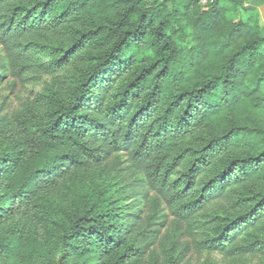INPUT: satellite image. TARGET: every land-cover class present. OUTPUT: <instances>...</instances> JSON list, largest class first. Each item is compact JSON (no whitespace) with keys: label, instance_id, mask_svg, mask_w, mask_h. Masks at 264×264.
<instances>
[{"label":"trees","instance_id":"trees-1","mask_svg":"<svg viewBox=\"0 0 264 264\" xmlns=\"http://www.w3.org/2000/svg\"><path fill=\"white\" fill-rule=\"evenodd\" d=\"M263 30L243 0H0V84L52 78L0 116V264L264 260Z\"/></svg>","mask_w":264,"mask_h":264},{"label":"rangeland","instance_id":"rangeland-1","mask_svg":"<svg viewBox=\"0 0 264 264\" xmlns=\"http://www.w3.org/2000/svg\"><path fill=\"white\" fill-rule=\"evenodd\" d=\"M211 1L212 0H206L202 5L206 6ZM243 1L246 9L258 11L261 17V24L264 28V0ZM234 18L236 20L240 18L237 12L234 13ZM262 49L264 50V45ZM0 55H3L2 47H0ZM51 84L52 78L44 73L35 74V78H31L25 83H14L11 78L4 79L0 84V116L8 115L14 110L20 108L23 104L33 101L38 94L51 87ZM124 167V164L120 166L121 169ZM101 183H108V190L114 197L121 195L126 189L123 174L121 172H113V174L107 176L105 179L99 178L94 182L87 180L83 184H69L67 188L63 189L55 197L56 206L61 211L66 210L72 206L74 199L81 193V191L87 188L94 189L95 185H101ZM139 198H142L141 193H139L138 198L135 197L134 200H138ZM164 213L167 215V218L164 220L166 221V224L160 226L161 237L165 236L166 233L175 230L176 236L185 244L192 243L195 239L201 238L203 230L197 228V224H194L192 227H189L186 223L177 225L174 216L168 208H165ZM197 220H201V218L197 217L196 221ZM185 262L187 264H231L229 260L218 252H196L192 246L189 251L186 252ZM241 264H264V260L256 257H248L247 259H244Z\"/></svg>","mask_w":264,"mask_h":264},{"label":"built area","instance_id":"built-area-1","mask_svg":"<svg viewBox=\"0 0 264 264\" xmlns=\"http://www.w3.org/2000/svg\"><path fill=\"white\" fill-rule=\"evenodd\" d=\"M201 4H203L206 0H198Z\"/></svg>","mask_w":264,"mask_h":264},{"label":"water","instance_id":"water-1","mask_svg":"<svg viewBox=\"0 0 264 264\" xmlns=\"http://www.w3.org/2000/svg\"><path fill=\"white\" fill-rule=\"evenodd\" d=\"M138 195V194H137Z\"/></svg>","mask_w":264,"mask_h":264}]
</instances>
